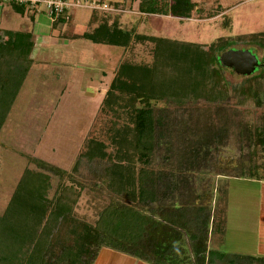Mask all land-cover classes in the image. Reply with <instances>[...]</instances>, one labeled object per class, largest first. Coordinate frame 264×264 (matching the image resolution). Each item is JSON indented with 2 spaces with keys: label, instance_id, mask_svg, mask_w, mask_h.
Segmentation results:
<instances>
[{
  "label": "trees",
  "instance_id": "16d2710c",
  "mask_svg": "<svg viewBox=\"0 0 264 264\" xmlns=\"http://www.w3.org/2000/svg\"><path fill=\"white\" fill-rule=\"evenodd\" d=\"M64 1L77 3V0ZM6 4L22 14L29 9L37 11L28 5ZM195 8L192 0H140L138 11L192 18ZM71 9L65 8L54 19V27L67 21ZM71 38L123 48L135 43L155 44L153 65L126 60L119 65L102 110L117 113L124 123L108 129L109 144L90 139L73 169V173H79L84 160L89 167L104 166L96 169V175L102 177L112 201L99 213L95 223L79 219L75 209L84 185L70 173L51 169L36 160L40 169L50 170L61 179L68 176L72 184L61 183L56 197L49 198L51 175L41 170L24 171L6 210L0 215V264H93L103 249L149 264H217L229 258L227 253L209 248L212 216L208 206L199 204L204 195L210 194L205 183L187 177L190 170L154 165L168 118L156 107L163 100L176 103L199 98L218 105L219 111L225 110L219 105L232 101L246 111L243 107L250 104L263 107L264 70L260 74L256 72L264 66L260 65L254 74L245 76L244 82L231 87L224 78L227 67L221 63L220 55L235 45L264 49V32L222 36L202 45L138 34L103 19L92 30ZM34 49L32 31L0 28V132L34 65ZM249 50L256 53L253 48ZM224 122L222 117L217 129L198 127L193 136L189 134L187 140L192 145L187 162L191 167L197 165L191 157L219 137L221 129L226 128ZM197 135L196 139L191 138ZM247 139L250 148L256 145L264 150V120L253 131L250 128ZM171 149L169 146L167 151ZM184 151L180 160L184 158ZM258 152L256 149L251 154ZM256 167L250 168L248 175L241 173L236 178L264 180L256 178ZM100 169L105 171L103 175L97 174ZM181 171L186 177L179 175ZM226 196L229 197L228 190ZM229 261L264 264V257L235 255Z\"/></svg>",
  "mask_w": 264,
  "mask_h": 264
},
{
  "label": "rangeland",
  "instance_id": "374dc122",
  "mask_svg": "<svg viewBox=\"0 0 264 264\" xmlns=\"http://www.w3.org/2000/svg\"><path fill=\"white\" fill-rule=\"evenodd\" d=\"M195 1L201 8L196 16L198 19L215 16L226 7L230 9L212 18L214 20L209 23L184 22V28L171 19L154 20L156 23L146 20L140 32L202 45L231 34L264 32V0ZM0 6L4 7L1 29L33 28L31 19L12 11L9 4ZM41 33L50 42L55 40L54 35L49 36L48 31ZM154 47L155 44L150 42L135 43L132 47L123 48L80 39L53 43L49 53H39L36 65L29 73L0 132V215L6 210L26 169L41 170L51 175L49 198L56 197L61 183L67 186L72 184L68 176L61 179L50 170L40 169L38 163L43 161L51 169L58 168L70 173L78 183L84 185L75 215L88 223L96 222L99 213L112 201L102 177L100 179L96 175V169H104V166L92 164L89 167L84 160L79 173H73V169L90 139L104 140L109 144L108 129L120 127L124 123L123 117H119L117 113L102 110L114 70L117 71L124 60L153 65L156 58ZM232 48H253L260 65L264 66V49L247 44ZM68 52L73 56H69ZM262 70L264 69H259L256 74L262 73ZM224 78L231 87L246 79L230 68L224 70ZM262 88L264 89V74ZM219 106L225 107V110H217L218 105L208 104L204 98L176 103L160 101L156 109L166 113L168 118L163 129L165 138L156 152L154 165L190 170L187 177L191 176L196 182L205 183L210 194L204 195L199 204L208 206L212 216L209 248L219 249L229 255V258L218 261L217 264H233L229 260L235 255L257 253L259 228L264 226L263 181L236 178L241 173L248 175V170L257 166L256 178L264 179V150L256 145L250 148L247 139L250 128L253 131L262 124L264 106L257 108L255 104H250L243 107L247 111L235 105V101ZM222 117L226 128H220L219 137L213 138L208 145H203L201 153L191 157L197 162L194 168L191 167L187 162L192 145L187 140L189 134L192 135L198 127H219ZM197 137L198 135L191 138ZM169 146L172 149L167 151ZM184 149V158L180 160ZM256 149L259 152L252 155L251 151ZM101 169L97 174L103 175L105 171ZM178 169L175 173H178ZM184 173L181 171L179 175ZM231 178L229 186L227 183ZM227 190L229 197L226 196ZM225 228L226 234L223 236ZM237 262L240 264V261ZM93 264L149 263L105 249Z\"/></svg>",
  "mask_w": 264,
  "mask_h": 264
},
{
  "label": "crops",
  "instance_id": "0c3cea01",
  "mask_svg": "<svg viewBox=\"0 0 264 264\" xmlns=\"http://www.w3.org/2000/svg\"><path fill=\"white\" fill-rule=\"evenodd\" d=\"M192 1L196 3V8L194 10L192 18H179V17H174L171 15H157V14L141 13L140 11H138L140 0H77L76 5L68 13L69 17L67 21H64L57 28L54 27V19H52L45 10L36 11L34 13V11L29 9V11H27L25 14L18 13L12 8L11 10L16 12L17 14H20L24 18L31 19V21L33 22V28L23 29V30H30L33 32V37L35 41V49L32 53V59L34 60V65L32 67L33 69L37 62L36 57L39 55L40 52L49 53L50 45H52L53 43L54 44L58 42L61 43L62 41H65V40H70V41L80 40V39H74L71 37L77 34H81L82 32L86 30L87 31L92 30L94 27H97L103 21V19H107L109 21V24H112L114 22L118 23L120 27L123 29L134 30L138 34L152 36L150 34H146L145 32L143 33L140 32L142 31V26L144 22H146V20L150 21V23H153V22L156 23L155 21H157L158 19H171L176 22H179V24H181L184 28L185 27L183 25L184 22L189 23V24L209 23L210 20H214L212 18L218 17L219 15L225 13L226 11L230 9L226 7L223 12H220L219 14H216L215 16L198 19L196 18V16H197V13L201 10V8L197 1L195 0H192ZM105 3L111 6L110 10L94 8L97 4H105ZM117 4L118 6H116ZM3 10H4V7L0 6V24L2 22L1 16H2ZM6 15H10V14L6 13ZM78 28H81V29H78ZM41 31H48L49 36L54 35L55 40L50 42L47 38H44L42 36L43 33H41ZM65 54H67V52ZM68 55L73 56V54L69 52H68ZM115 72H116V69L114 70L113 77L111 78L112 80L115 76ZM112 80L110 81V84ZM237 179L243 180L245 178H237ZM231 180L232 178L230 179V182L228 181L227 183L229 186L231 184ZM253 180H258V179H253ZM260 181H263L262 193L264 196V180H260ZM263 225H264V222H263ZM256 247H257L256 254H252V255L240 254V255L264 257V226H261L259 228V241ZM103 250L100 252L98 259L100 258Z\"/></svg>",
  "mask_w": 264,
  "mask_h": 264
},
{
  "label": "water",
  "instance_id": "95a60500",
  "mask_svg": "<svg viewBox=\"0 0 264 264\" xmlns=\"http://www.w3.org/2000/svg\"><path fill=\"white\" fill-rule=\"evenodd\" d=\"M220 61L243 76H251L260 66L259 57L249 49H228L220 55Z\"/></svg>",
  "mask_w": 264,
  "mask_h": 264
},
{
  "label": "built area",
  "instance_id": "2783aa9c",
  "mask_svg": "<svg viewBox=\"0 0 264 264\" xmlns=\"http://www.w3.org/2000/svg\"><path fill=\"white\" fill-rule=\"evenodd\" d=\"M18 3L20 5H28L37 11L45 10L52 19H57L65 10V8H73L76 3L64 0H0V4ZM94 8L110 10L111 6L107 3L97 4Z\"/></svg>",
  "mask_w": 264,
  "mask_h": 264
}]
</instances>
